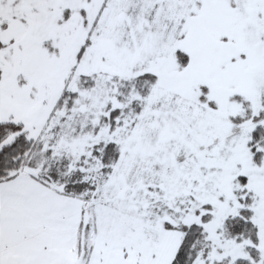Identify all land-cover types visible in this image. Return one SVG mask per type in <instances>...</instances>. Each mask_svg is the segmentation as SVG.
Listing matches in <instances>:
<instances>
[{
	"label": "snow or ice",
	"instance_id": "1",
	"mask_svg": "<svg viewBox=\"0 0 264 264\" xmlns=\"http://www.w3.org/2000/svg\"><path fill=\"white\" fill-rule=\"evenodd\" d=\"M0 264H264V0H0Z\"/></svg>",
	"mask_w": 264,
	"mask_h": 264
}]
</instances>
